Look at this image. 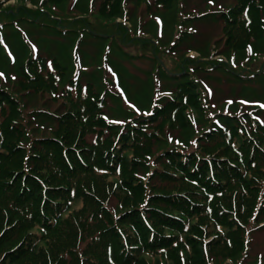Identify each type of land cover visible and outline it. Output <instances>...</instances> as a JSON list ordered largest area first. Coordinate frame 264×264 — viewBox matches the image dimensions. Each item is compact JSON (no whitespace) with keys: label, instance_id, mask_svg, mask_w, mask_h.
Masks as SVG:
<instances>
[{"label":"trees","instance_id":"16d2710c","mask_svg":"<svg viewBox=\"0 0 264 264\" xmlns=\"http://www.w3.org/2000/svg\"><path fill=\"white\" fill-rule=\"evenodd\" d=\"M143 1L169 9L175 0ZM94 8L62 19L21 3L0 10V26L29 22L109 42L147 41L157 74L170 86H156L147 111L112 120L111 111L128 112L118 103V91H97L91 79L67 75V65L40 53L18 63L15 86L41 85L60 99L54 110H26L14 84L0 83V264L233 260L244 250L245 223L254 207V220L263 221L257 229L264 230V119L255 111L222 109L207 114L193 140L175 141L165 131L166 120L188 127L184 107L205 109L208 94L197 82L199 71L216 65L233 76L234 69L209 61L205 46L198 57L164 70L154 35L158 45L149 35L141 41L126 25L99 18L121 16V0H99ZM196 12L192 17L221 20L223 50H243L244 41L264 37V0H233ZM104 27L115 28L114 36L100 31Z\"/></svg>","mask_w":264,"mask_h":264},{"label":"rangeland","instance_id":"374dc122","mask_svg":"<svg viewBox=\"0 0 264 264\" xmlns=\"http://www.w3.org/2000/svg\"><path fill=\"white\" fill-rule=\"evenodd\" d=\"M98 2L99 0H0V10L25 3L27 7L47 8L54 18L65 19L71 15H82L83 10L95 12L94 7ZM121 2L124 7L121 16L99 18L107 24L120 22L126 25L130 33L140 36L141 41H144L141 37L149 35L153 38L151 35H154L160 43L158 58L162 60L164 70L178 68L177 64L185 57H198L199 51L205 46L209 48L206 51L209 61H222L226 67L234 69L233 76L230 70L216 65L199 71L197 82L208 94L206 99L203 98L205 109L201 112L189 106L184 107L186 121L189 119L192 122L188 127L167 119L164 128L170 137L175 136V141L193 140L192 135H196L201 125L204 127L207 114L212 115L222 109L237 113L244 110L255 111L258 117L264 119V37L255 42L244 41L243 50H223L226 48L225 36L218 16L192 17L199 8L205 10L196 12L197 14L218 10L219 6L232 4L233 0H175L169 9L155 8L153 3L146 4L143 0ZM94 30L97 31L96 26ZM100 31L114 36L116 30L104 27ZM84 34L77 30L67 33L64 28L54 32L43 24L34 26L29 22L15 21L13 25L0 26V83L9 86L14 84V91L26 110L33 106L54 110L58 108L60 98L54 100L52 91L44 90L41 85L36 88L21 87L18 84L15 86L16 66L19 62H24L30 54L34 56L40 53L53 57L57 63L68 66L67 75L78 76L86 81L91 79L97 91L109 88L120 93L123 102L118 103L128 112L111 111L112 120H123L130 114L147 111L152 105L150 96L155 95L156 86H170L167 77L157 74L158 61L151 59L149 42L141 44L134 39L124 42L117 40V43L98 39L91 33ZM179 36L182 37V42ZM152 41L158 45L155 38ZM176 43L178 45L174 48ZM187 44L197 49L184 50ZM258 69L260 71L257 76L249 79L251 73ZM237 73L241 76H235ZM123 77L125 88L121 83ZM28 89L31 90L27 91ZM254 213L255 207L245 223L244 250L240 255L231 261L219 260L216 261L219 263L211 264H264V230L257 229L263 221L254 220ZM180 262L186 264L181 257Z\"/></svg>","mask_w":264,"mask_h":264}]
</instances>
